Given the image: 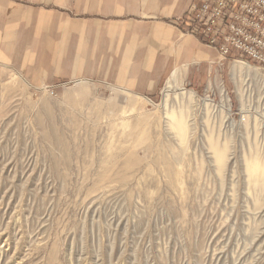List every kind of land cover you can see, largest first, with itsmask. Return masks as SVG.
<instances>
[{"label":"rangeland","instance_id":"rangeland-1","mask_svg":"<svg viewBox=\"0 0 264 264\" xmlns=\"http://www.w3.org/2000/svg\"><path fill=\"white\" fill-rule=\"evenodd\" d=\"M70 1L0 62V264H264V70L210 48L201 80L141 92Z\"/></svg>","mask_w":264,"mask_h":264},{"label":"crops","instance_id":"crops-1","mask_svg":"<svg viewBox=\"0 0 264 264\" xmlns=\"http://www.w3.org/2000/svg\"><path fill=\"white\" fill-rule=\"evenodd\" d=\"M191 1L88 0L89 13L106 18L89 22V34L85 36L89 38L90 51L106 57L107 65L112 66L108 73L115 72V58H122L121 68L116 69L120 75L107 78L147 94L161 90L165 79L171 84L201 80L205 60L214 57L215 52L192 36L181 34V26L173 24L176 17L187 12ZM50 3L51 0H0V62H32L35 40H39L35 29L54 15ZM70 4L75 10L83 8V0H71ZM68 24L70 28L74 26L75 33L71 50L79 54L85 46L83 28L79 27L82 22L68 20ZM41 58L48 63L44 55Z\"/></svg>","mask_w":264,"mask_h":264},{"label":"built area","instance_id":"built-area-1","mask_svg":"<svg viewBox=\"0 0 264 264\" xmlns=\"http://www.w3.org/2000/svg\"><path fill=\"white\" fill-rule=\"evenodd\" d=\"M176 20L183 34L216 51L217 63L233 55L264 70V0H192Z\"/></svg>","mask_w":264,"mask_h":264},{"label":"bare ground","instance_id":"bare-ground-1","mask_svg":"<svg viewBox=\"0 0 264 264\" xmlns=\"http://www.w3.org/2000/svg\"><path fill=\"white\" fill-rule=\"evenodd\" d=\"M235 64H237V67L235 68V70L237 71V72H242V71H244V72H247L248 74L249 73H251V72H255V70L256 71H259V69H257V68H253V67H249V66H243L242 65V63H235ZM236 66V65H235ZM234 70V71H235ZM174 77V76H173ZM191 94V93H190ZM192 96V95H191Z\"/></svg>","mask_w":264,"mask_h":264}]
</instances>
